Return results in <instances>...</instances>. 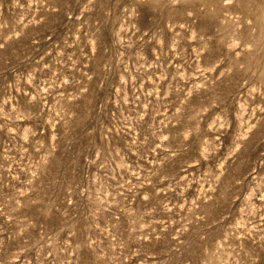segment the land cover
<instances>
[{
    "label": "rangeland",
    "instance_id": "374dc122",
    "mask_svg": "<svg viewBox=\"0 0 264 264\" xmlns=\"http://www.w3.org/2000/svg\"><path fill=\"white\" fill-rule=\"evenodd\" d=\"M0 264H264V0H0Z\"/></svg>",
    "mask_w": 264,
    "mask_h": 264
}]
</instances>
